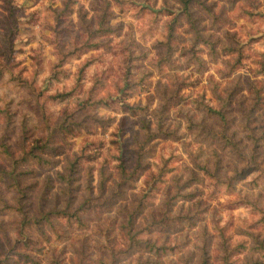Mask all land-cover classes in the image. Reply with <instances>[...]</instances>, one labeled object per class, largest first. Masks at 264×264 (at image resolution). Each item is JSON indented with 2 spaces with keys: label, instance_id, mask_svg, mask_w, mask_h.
<instances>
[{
  "label": "clouds",
  "instance_id": "clouds-1",
  "mask_svg": "<svg viewBox=\"0 0 264 264\" xmlns=\"http://www.w3.org/2000/svg\"><path fill=\"white\" fill-rule=\"evenodd\" d=\"M65 2L16 0L28 15L23 18L24 34L15 42L18 52L15 59L7 65L0 60V134L6 126L3 113L9 102L15 101L12 107L20 110L21 100H26L23 112L27 126L16 133L15 146L22 152L30 151L29 144L33 147L48 144L56 131L59 143H55L56 152L44 171L57 184L58 194L65 190L70 193L61 198L73 202L98 199L101 184L108 185L111 180L108 191H115L118 175L125 182L129 200L146 198L155 215L165 207L172 188L177 191L184 188L182 195L195 194V209L191 202L185 207L199 223L173 238L172 246L179 247L166 257L170 264H180L181 256L198 252L206 237L212 239L214 248L219 245L233 253L235 264H247L246 257L264 264V250L252 253L249 237L243 234L256 232L253 225L264 216V140L259 141L257 148L255 141L245 140L242 134L231 151L221 152L224 143L219 139L215 144L206 143L207 133L201 131L204 128L201 120L206 119L209 109L223 106L222 94L235 87L237 77L264 81V0H214L217 15L223 13V22L218 25L221 31H208L211 28L208 24L205 38L219 37L221 46L227 44L234 51L214 52L211 44H201L192 50L195 36L185 22L177 33L185 44L174 45L176 52L171 60L160 45L167 44L169 13L175 14V0H102L105 6L112 5L115 14L110 27L123 22L125 29L119 38H99V46L78 39L65 45L55 36L69 26L66 23L57 28L53 22L54 13ZM92 4L93 0H79L76 11L68 18L78 33L80 6L83 5L87 19L92 21L97 15ZM145 4L147 11L140 13ZM133 39L136 44L130 48ZM129 51L149 58L140 73L132 77L124 75L125 53ZM240 56L243 60L237 65L235 61ZM165 64L167 68L163 67ZM126 105L144 109L153 129L150 136L153 143L125 166L131 175L125 174L114 147L118 135L114 125L126 115L123 111ZM165 106L170 110H165ZM259 123L264 127V118ZM60 125L71 131L60 130ZM168 133L171 140L167 143L155 139ZM12 162L11 154L0 148V166L4 169L12 166ZM33 167L38 173L41 171L36 163ZM194 176H199V183L195 188L187 187L186 182ZM61 177H67L70 184ZM17 191L9 189L7 182L0 184V209L18 199ZM55 221V227L46 229L48 236L61 230L76 235L63 241L34 235L32 253L38 264H107L115 241L109 243L103 230L88 233L93 247L81 255L79 232L68 228L63 217ZM0 228L5 253L17 241L29 239V232L15 211L0 212ZM240 245L244 249L234 252ZM146 259L149 257L138 255L125 264H143Z\"/></svg>",
  "mask_w": 264,
  "mask_h": 264
},
{
  "label": "rangeland",
  "instance_id": "rangeland-1",
  "mask_svg": "<svg viewBox=\"0 0 264 264\" xmlns=\"http://www.w3.org/2000/svg\"><path fill=\"white\" fill-rule=\"evenodd\" d=\"M202 1L211 6L212 13H209L201 3L190 1L188 10L191 12L193 22H189V15L183 10L181 0H175L173 5L175 14L169 13L171 19L168 22L167 28V44L160 45L168 60H171L172 56L175 55V44L181 46L185 44L184 38L177 34L179 29L184 28L185 22H187L191 32L195 36V40L191 45L192 50L201 44L207 46L209 42L214 40L215 42L212 43L216 51L233 52L227 49V44L221 46L219 37L208 35L207 39L205 38L208 24H211V28L208 31L214 33L221 31L218 25L223 22V13L221 12L217 15V4L214 0ZM78 2L79 0H66L63 8L54 13L53 22L57 28L66 23L69 25L55 33V36L62 40L65 45L72 39H78L91 41L99 46V38L101 37L116 36L119 38L124 35L125 24L123 22L115 28L110 27V20L115 18V14L111 11L112 5L105 6L102 0H93L91 7L97 15L93 17L92 21L87 19L88 14L84 10L83 5L80 6L81 31L78 33L75 25L68 19L76 11L75 5ZM145 11H147V4L140 8V13H144ZM27 15L25 7L18 6L16 0H0V60L6 65L11 64L18 54L15 42L24 34L23 18ZM224 39L227 40L228 37L225 36ZM109 43L111 44L110 40ZM135 44L136 41L133 39L129 47L131 48ZM153 47L156 48L157 45L154 44ZM107 50L111 51V48ZM125 55L127 57V64L124 69V75L126 77H132L134 73H140L141 67L149 59L147 55L140 56L139 53L134 51H129ZM180 55H184V52H180ZM242 60L243 57L240 56L235 61V64L239 65ZM163 67L167 68V65L165 64ZM170 95L171 88H169ZM222 97V108L224 116L227 118L226 132L235 140V143L240 142L238 138L243 134L245 140L255 141L256 147H260L259 141L264 140V127H261L259 123L264 118V81L253 80L251 77H237L235 87L231 91L222 94ZM15 103V101H10L7 111L3 113L6 126L2 134H0V148L3 149L2 144H5L11 151L13 160L17 159V161L13 162L14 169L16 172H19L18 179L20 183L26 186L24 188L26 195L23 197L24 201L21 207L23 211H19L18 209L13 211H15V215L23 227L29 232V239L24 242L17 241L16 246L7 253H5V245L0 243V264H29V261L32 264H38L33 259L32 237L36 234L41 237L48 236L46 229L55 227V218L57 217H63V222L67 223L68 228L76 229L81 235L82 240L79 244L81 255H86L93 247L88 233L93 229H97L104 231L105 236L109 238V243L113 240L115 241L113 252L107 258V264H125V261L138 255L149 257V259L144 260L143 264H170L166 260V257H168L169 253H176L179 247V245L177 247L172 246L173 238L194 229L199 223L198 218L192 215L185 207L186 204L191 202L193 209H195V194L189 192L187 195H182L181 193L184 192V188H180L179 191L176 188H172L165 200V207L154 215L146 198H138L134 201L129 200L127 192L124 191L125 182L120 181V177L117 175L115 177L117 181L115 191H108L111 187V180L108 185L101 184L100 189H98V199L91 201L81 199L73 202L61 198L62 196H69L70 193L65 190L64 193L58 194L57 184L44 171V168L49 165L52 154L56 152V148H45L42 151H40L41 148H34V151L43 157L39 161L36 157L29 155L30 153L24 156L27 149L22 152L15 146L14 138L16 133L22 132L27 126V117L23 112V109L27 106V101L21 100L20 110L12 107ZM165 110L170 109L165 106ZM123 111L126 115L119 120L118 124L114 125L116 133H118L114 147L117 155L120 157L121 167L124 169L125 174L131 175L125 166L153 143V140L147 136L145 127L147 126L150 132L153 129L151 120L145 114L144 109L136 107L134 113H131L126 105ZM85 119H88V117H85ZM201 124L204 125L201 131L207 133L205 136L206 143L211 142L215 144L219 139L225 145V148H220L219 150L221 152L225 150L231 151V144L226 143L218 135L213 134V131L221 129V122L214 113L208 111L206 119L201 120ZM53 128H56V125H53ZM59 129L71 131V129H65L64 125H60ZM23 134L27 135L26 133ZM155 139L167 143L171 140V133L157 136ZM49 140L51 146L59 143L56 131L52 132ZM30 146L31 144H29ZM216 146L219 147V145ZM255 150L256 148L253 149V151ZM29 156L32 157L31 160L28 158ZM34 163L41 168L39 173L33 167ZM12 168L10 166L4 169L10 170ZM0 169H3V167L0 166ZM217 170H219V167ZM11 180L10 177H5L4 179H0V184L7 182L8 188L12 189L13 186L10 185ZM198 183L199 176H194L189 182H186V186L195 188ZM155 187H163V185H155ZM121 208H123V211H121ZM6 209L8 208L6 207ZM63 209L67 210L66 212L76 210L80 215V220L78 218L74 219L73 216L66 218L62 213H55V210ZM0 212L7 213L12 212V210L0 209ZM253 227L257 228L256 232L261 235L264 234V221L258 220L257 224L253 225ZM0 231H2V228H0ZM243 234L249 237L251 246L253 244L252 232ZM75 235V232L61 230L54 236H48V239L72 240ZM130 235L139 241L131 242ZM145 238L161 247L158 250L147 249L142 243L143 241H140ZM121 241H125V243L121 244ZM184 246H187V242H185ZM241 249H244V247L240 245L233 251L238 253ZM202 250H206L209 256V264H224L222 256L224 254L223 248L219 245L214 248L210 237H206L202 241V247L198 252H191L181 256L180 264H201ZM251 252L257 253L258 251L251 249ZM13 257L16 259H13ZM228 260L233 261V253H229ZM246 260L247 264H249L255 258L246 257ZM229 261L226 264H229ZM233 264H235V261H233Z\"/></svg>",
  "mask_w": 264,
  "mask_h": 264
},
{
  "label": "trees",
  "instance_id": "trees-1",
  "mask_svg": "<svg viewBox=\"0 0 264 264\" xmlns=\"http://www.w3.org/2000/svg\"><path fill=\"white\" fill-rule=\"evenodd\" d=\"M190 1H195L197 3H201L202 6L208 10L209 13H212L211 6L208 4H205L202 0H181V3L183 5V10H185L186 14L189 15V22H193L191 12L188 10V4ZM209 44H211V48L215 52L216 49L213 46V43L209 42ZM227 49L234 51V49L229 48V46H227ZM127 109H129V111H131V113H134V110H136V107L127 105ZM209 112L214 113L217 116L218 120L221 122V129H219L218 131H213V134L218 135L226 143H229L233 146L235 144V140L226 132L227 118L224 116L223 108L222 107L212 108V109H209ZM145 128H146L145 130H146L147 136L150 137L152 132H150V130L148 129L147 126ZM2 147H3V151L5 153L11 154L10 153L11 151L7 148V146L5 144H2ZM52 147L54 149L55 146H51L50 140H49L48 144H45L43 146L33 147L31 145L29 147L30 151L26 150V153L24 154V156L26 154L30 153L29 155L36 157L37 160L41 161L43 159L42 155L39 153H36V151H34V148H37V149L41 148L40 151H42L45 148H52ZM15 161H17V159L13 160V162H15ZM13 162H12V167H13L12 169H10V170L0 169V179H4L5 177H10L12 179L10 182V185H12L13 188L18 190L17 191L18 199L13 204L5 205V207L2 209L7 210V211H9V210L13 211L15 209H18L19 211H23L21 207L23 206V201H24L23 197H25V195H26V192L24 190V188L26 186H24L20 183V181L18 179V173L19 172H16V170L14 169V163ZM216 167L218 169V165ZM61 179H64L66 183H70V180L67 177H61ZM6 207L8 209H6ZM66 211L67 210H65V209L55 210V213H62L64 215V217H66V218H70L73 216L74 219L78 218L80 220V215L76 210L72 211V212H66ZM22 217H24V216H22ZM260 220L264 221V216H262L260 218ZM252 238H253L252 239L253 244L250 246V248L252 250H254V251L256 250L258 252L264 250V239H261V234L258 232H252ZM130 240H131V242L136 241V240L139 241L138 239L135 240L134 236H132V235H130ZM140 241H143L142 243L149 250H158L161 247V246H158L157 244H155L154 242L150 241L148 238L141 239ZM241 246L244 247V245H241ZM223 250H224V254L222 256H223L224 264H226L229 261L228 260L229 252L227 251L226 248H223ZM208 260H209V256H208L206 250H202L201 264H209ZM249 264H262V262L260 260L255 259L252 262L250 261Z\"/></svg>",
  "mask_w": 264,
  "mask_h": 264
}]
</instances>
